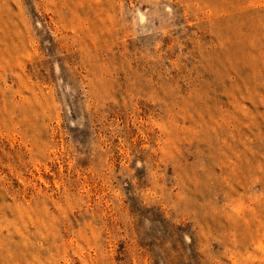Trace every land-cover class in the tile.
<instances>
[{
  "label": "rangeland",
  "instance_id": "374dc122",
  "mask_svg": "<svg viewBox=\"0 0 264 264\" xmlns=\"http://www.w3.org/2000/svg\"><path fill=\"white\" fill-rule=\"evenodd\" d=\"M0 264H264V0H0Z\"/></svg>",
  "mask_w": 264,
  "mask_h": 264
}]
</instances>
